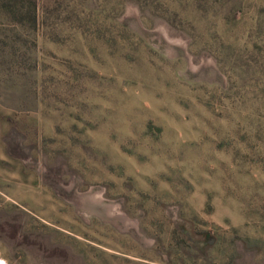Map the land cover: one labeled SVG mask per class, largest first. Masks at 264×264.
Wrapping results in <instances>:
<instances>
[{
    "label": "rangeland",
    "instance_id": "374dc122",
    "mask_svg": "<svg viewBox=\"0 0 264 264\" xmlns=\"http://www.w3.org/2000/svg\"><path fill=\"white\" fill-rule=\"evenodd\" d=\"M184 1L0 9V260L264 264L257 8L225 28Z\"/></svg>",
    "mask_w": 264,
    "mask_h": 264
},
{
    "label": "trees",
    "instance_id": "16d2710c",
    "mask_svg": "<svg viewBox=\"0 0 264 264\" xmlns=\"http://www.w3.org/2000/svg\"><path fill=\"white\" fill-rule=\"evenodd\" d=\"M145 4L141 3V0H133L138 7L143 8L147 7L152 11L158 8L160 3L163 8V12L165 11V15L169 14L170 17L181 16L183 18H188L191 14L186 10L185 1L184 0H144ZM149 1V2H148ZM244 0H190L192 6L196 9V12L199 14H213L214 18H217L219 22L222 23L223 27L231 28L236 20V15L240 12ZM257 10L254 13L253 24L251 26L252 33L257 34L260 39L259 43H255L250 46V60L252 64H255V58L253 54L257 52L264 53V0H253L252 1ZM21 9L19 8V12L13 10V7L17 6L15 3L11 7L4 0L0 1V9H2L5 13L10 14L15 21L18 20L20 23L22 21H27L29 25L33 28L37 25V2L36 0H26V2H22ZM166 8L164 9V7ZM17 13L22 15L21 20L17 19ZM195 16V15H194ZM262 43V44H260ZM186 240L188 242H192V238L190 236H186Z\"/></svg>",
    "mask_w": 264,
    "mask_h": 264
},
{
    "label": "clouds",
    "instance_id": "9594fccd",
    "mask_svg": "<svg viewBox=\"0 0 264 264\" xmlns=\"http://www.w3.org/2000/svg\"><path fill=\"white\" fill-rule=\"evenodd\" d=\"M0 264H5V262H4V261H2V260H0Z\"/></svg>",
    "mask_w": 264,
    "mask_h": 264
},
{
    "label": "bare ground",
    "instance_id": "6f19581e",
    "mask_svg": "<svg viewBox=\"0 0 264 264\" xmlns=\"http://www.w3.org/2000/svg\"><path fill=\"white\" fill-rule=\"evenodd\" d=\"M3 261V260H2ZM5 262V261H4ZM5 264H6V262H5Z\"/></svg>",
    "mask_w": 264,
    "mask_h": 264
}]
</instances>
